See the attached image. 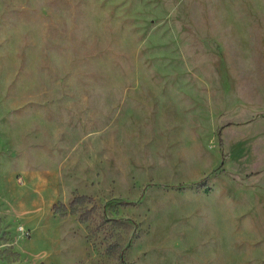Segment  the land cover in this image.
<instances>
[{
  "label": "rangeland",
  "instance_id": "1",
  "mask_svg": "<svg viewBox=\"0 0 264 264\" xmlns=\"http://www.w3.org/2000/svg\"><path fill=\"white\" fill-rule=\"evenodd\" d=\"M0 264H264V0H0Z\"/></svg>",
  "mask_w": 264,
  "mask_h": 264
},
{
  "label": "trees",
  "instance_id": "2",
  "mask_svg": "<svg viewBox=\"0 0 264 264\" xmlns=\"http://www.w3.org/2000/svg\"><path fill=\"white\" fill-rule=\"evenodd\" d=\"M74 203H76V201H75ZM74 203H73V204H74Z\"/></svg>",
  "mask_w": 264,
  "mask_h": 264
}]
</instances>
